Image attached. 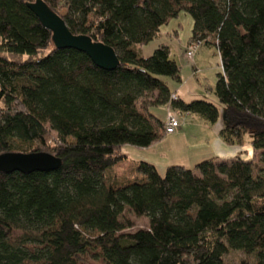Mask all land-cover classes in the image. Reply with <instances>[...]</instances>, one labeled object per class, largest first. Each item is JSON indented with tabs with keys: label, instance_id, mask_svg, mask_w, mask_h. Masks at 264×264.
<instances>
[{
	"label": "trees",
	"instance_id": "16d2710c",
	"mask_svg": "<svg viewBox=\"0 0 264 264\" xmlns=\"http://www.w3.org/2000/svg\"><path fill=\"white\" fill-rule=\"evenodd\" d=\"M29 1L0 0V153L44 151L61 165L0 172V264H89V253L103 264H264V0H44L73 34L113 48V70L54 48ZM180 11L193 21L188 44L218 52V105L171 99L166 79L181 78L169 46L141 54ZM168 103L222 117L224 142L250 134L257 157L118 172L124 145L163 136L154 109ZM127 212L148 226L125 232Z\"/></svg>",
	"mask_w": 264,
	"mask_h": 264
},
{
	"label": "rangeland",
	"instance_id": "374dc122",
	"mask_svg": "<svg viewBox=\"0 0 264 264\" xmlns=\"http://www.w3.org/2000/svg\"><path fill=\"white\" fill-rule=\"evenodd\" d=\"M192 22V18L188 13L180 11L176 18L160 28L158 35L148 44L142 46L141 54L144 57H149L157 46H169L171 58L180 67L182 82L177 84L173 80H166L172 87L185 84L183 90L190 95L186 97L187 99H203L218 105V100L212 91L216 75L221 70L220 58L216 48L202 44L196 48L195 54L190 58L185 55L191 36ZM193 65H195V68ZM210 87L212 88L210 89ZM154 113L163 118L168 113L176 116L178 124L174 131L169 133L164 129L163 136L147 148L124 145L121 151L127 155V162L117 166L118 172L125 169L124 167H127L128 162L148 160V162L154 163L159 173L163 175L168 165L178 164L192 168L195 163L201 160L217 157L216 152L221 151L216 142L217 138H221L220 132L224 124L222 117L218 122L211 124L194 113L183 115L171 109L169 103L154 109ZM251 138L250 134L245 135L243 145H241L246 150L243 153L244 155H242L248 160L253 156L257 157V152L251 148ZM222 141L224 142L223 139ZM243 148H241L242 151L244 150ZM231 157L232 155L227 160L231 159ZM126 216L132 221L133 226L126 229L125 232H134L139 228L148 226V219L145 217H136L131 212H127ZM236 255L234 254V257ZM232 256L228 255V257ZM84 259L89 264H103L101 260L92 258L90 253L86 254Z\"/></svg>",
	"mask_w": 264,
	"mask_h": 264
},
{
	"label": "water",
	"instance_id": "95a60500",
	"mask_svg": "<svg viewBox=\"0 0 264 264\" xmlns=\"http://www.w3.org/2000/svg\"><path fill=\"white\" fill-rule=\"evenodd\" d=\"M27 7L35 14L40 23L51 32L54 48H73L84 52L98 67L113 70L118 64V57L112 47L101 41H94L85 34H73L64 19L53 11L44 0L26 2ZM61 159L48 152H16L0 153V172L19 171H53L59 168Z\"/></svg>",
	"mask_w": 264,
	"mask_h": 264
},
{
	"label": "crops",
	"instance_id": "0c3cea01",
	"mask_svg": "<svg viewBox=\"0 0 264 264\" xmlns=\"http://www.w3.org/2000/svg\"><path fill=\"white\" fill-rule=\"evenodd\" d=\"M193 67L195 68V65H193ZM180 78H181V80L179 81V82H176L177 84H180L181 82H182V77L180 76ZM168 84H169V86H170V89H171V91H172V93H175L176 95H177V97L178 98H180V99H182V100H184V101H190V100H193V98H186V97H188V96H190L189 95V93H187L186 91H184L183 90V88H184V85H179L178 87L176 86V85H174L175 87H172L171 86V84L168 82ZM212 87H210V89H211ZM193 95V94H192ZM183 115H185V114H183ZM187 115V114H186ZM163 118V117H162ZM164 119V118H163ZM217 145L219 146V148H220V150L221 151H218V152H216V154H217V157L219 156V158H221V159H227L229 156H231L232 155V157L231 158H234L235 156H237V155H241V156H243L244 154V152H246V150L243 148V147H241V146H238V145H227V144H225L223 141H222V139L220 138H217ZM241 148H243L244 150L242 151V149ZM252 151V150H251ZM231 155H230V154ZM243 154V155H242ZM148 161V160H147ZM150 162V161H149ZM152 163V162H151ZM152 164H154V163H152ZM155 165V164H154Z\"/></svg>",
	"mask_w": 264,
	"mask_h": 264
},
{
	"label": "built area",
	"instance_id": "2783aa9c",
	"mask_svg": "<svg viewBox=\"0 0 264 264\" xmlns=\"http://www.w3.org/2000/svg\"><path fill=\"white\" fill-rule=\"evenodd\" d=\"M199 46V44H191L188 45V47L185 50V55L187 57H191L192 55L195 54V50L196 48ZM176 95L175 94H171V99H175ZM170 106V105H169ZM178 124V119L176 116H173L172 114H166V116L164 117V129L167 132H173L174 128L177 126Z\"/></svg>",
	"mask_w": 264,
	"mask_h": 264
}]
</instances>
